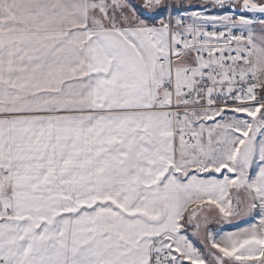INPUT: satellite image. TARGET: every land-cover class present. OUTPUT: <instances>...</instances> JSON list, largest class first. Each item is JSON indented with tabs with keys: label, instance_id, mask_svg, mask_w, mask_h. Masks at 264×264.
<instances>
[{
	"label": "snow or ice",
	"instance_id": "obj_1",
	"mask_svg": "<svg viewBox=\"0 0 264 264\" xmlns=\"http://www.w3.org/2000/svg\"><path fill=\"white\" fill-rule=\"evenodd\" d=\"M0 264H264V0H0Z\"/></svg>",
	"mask_w": 264,
	"mask_h": 264
},
{
	"label": "crops",
	"instance_id": "obj_2",
	"mask_svg": "<svg viewBox=\"0 0 264 264\" xmlns=\"http://www.w3.org/2000/svg\"><path fill=\"white\" fill-rule=\"evenodd\" d=\"M203 175H204V176H208L209 174H203ZM211 175H215V176H217V178H221V176H222V174H211ZM241 195H242V194H241ZM236 224H240L241 226H247V224L245 223L244 220H238V221H233V224H232V225H218V224L213 223V224L211 225V228L213 229V231H217V230H219V229H221V228L226 229V230H230V231H235V230H237V229L234 227ZM193 240L196 241V242L198 243L196 237H193ZM198 246H199V245H198Z\"/></svg>",
	"mask_w": 264,
	"mask_h": 264
},
{
	"label": "built area",
	"instance_id": "obj_3",
	"mask_svg": "<svg viewBox=\"0 0 264 264\" xmlns=\"http://www.w3.org/2000/svg\"><path fill=\"white\" fill-rule=\"evenodd\" d=\"M206 14H231V11L229 12H222L221 10H218V9H209L208 12ZM249 16H251L252 14H247ZM211 27V26H209Z\"/></svg>",
	"mask_w": 264,
	"mask_h": 264
},
{
	"label": "rangeland",
	"instance_id": "obj_4",
	"mask_svg": "<svg viewBox=\"0 0 264 264\" xmlns=\"http://www.w3.org/2000/svg\"><path fill=\"white\" fill-rule=\"evenodd\" d=\"M185 2L187 3V0H185ZM238 11V10H237ZM255 30H256V32H257V34H259L260 33V31H261V27H260V25H256L255 26Z\"/></svg>",
	"mask_w": 264,
	"mask_h": 264
},
{
	"label": "water",
	"instance_id": "obj_5",
	"mask_svg": "<svg viewBox=\"0 0 264 264\" xmlns=\"http://www.w3.org/2000/svg\"><path fill=\"white\" fill-rule=\"evenodd\" d=\"M250 14V13H249Z\"/></svg>",
	"mask_w": 264,
	"mask_h": 264
}]
</instances>
